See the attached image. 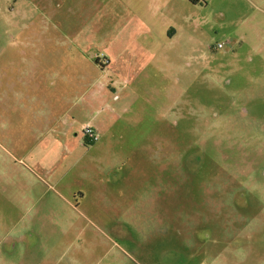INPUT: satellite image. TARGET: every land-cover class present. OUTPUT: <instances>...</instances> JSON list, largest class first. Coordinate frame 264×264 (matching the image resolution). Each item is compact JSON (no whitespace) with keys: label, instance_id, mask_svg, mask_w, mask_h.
I'll use <instances>...</instances> for the list:
<instances>
[{"label":"rangeland","instance_id":"374dc122","mask_svg":"<svg viewBox=\"0 0 264 264\" xmlns=\"http://www.w3.org/2000/svg\"><path fill=\"white\" fill-rule=\"evenodd\" d=\"M0 264H264V0H0Z\"/></svg>","mask_w":264,"mask_h":264},{"label":"crops","instance_id":"0c3cea01","mask_svg":"<svg viewBox=\"0 0 264 264\" xmlns=\"http://www.w3.org/2000/svg\"><path fill=\"white\" fill-rule=\"evenodd\" d=\"M198 1L199 0H194V2H198ZM194 2H190V3H194ZM125 6L127 7V12L129 14V16L130 15H132V16H135L136 15L135 13L132 12V10L127 5H125ZM132 16H131V18H132ZM96 59H97V57H96ZM104 62H106V60H104ZM108 63H109V61H108ZM102 66H103V63H102ZM111 82L112 83L113 82H116V79H114ZM118 98H119V95L114 96V99H118ZM104 104L106 105L105 108L106 109L108 108L107 109L108 113H106L104 115V117H102V118H98L97 115L96 116H93L92 117V120L89 123V125H91L96 130V132L98 133L99 138H98L97 141H100V143L103 142L104 137L113 129L112 125L110 124V121L112 120L114 114L116 113V111L113 109V107L111 105L106 104V102ZM96 114L99 115V113L97 111H96ZM58 119H60L64 123V133H67V130H68V127H67L68 121L65 118V115L64 116H63V114L59 115ZM47 124L48 125L49 124L51 125V122H49ZM49 131L52 132V128H50Z\"/></svg>","mask_w":264,"mask_h":264},{"label":"flooded vegetation","instance_id":"af4514ba","mask_svg":"<svg viewBox=\"0 0 264 264\" xmlns=\"http://www.w3.org/2000/svg\"><path fill=\"white\" fill-rule=\"evenodd\" d=\"M234 196L235 197L233 199V202H234L233 211L236 212L239 217L233 223H236V222L239 223L241 220H243V222L249 221L251 218H249V216H246V215L244 216V218H241L242 213L239 211L240 209H243V207L246 206V199H244V197H242L241 199L240 188H236Z\"/></svg>","mask_w":264,"mask_h":264},{"label":"built area","instance_id":"2783aa9c","mask_svg":"<svg viewBox=\"0 0 264 264\" xmlns=\"http://www.w3.org/2000/svg\"><path fill=\"white\" fill-rule=\"evenodd\" d=\"M223 46H224L223 42H217L214 45V48L220 49V48H223ZM82 133L85 136V138L90 142H96L99 138V135L96 132V130L91 125H88V124L83 126Z\"/></svg>","mask_w":264,"mask_h":264},{"label":"trees","instance_id":"16d2710c","mask_svg":"<svg viewBox=\"0 0 264 264\" xmlns=\"http://www.w3.org/2000/svg\"><path fill=\"white\" fill-rule=\"evenodd\" d=\"M189 2H194V0H188ZM86 142L87 143H93V142H90V141H88L87 139H86Z\"/></svg>","mask_w":264,"mask_h":264}]
</instances>
